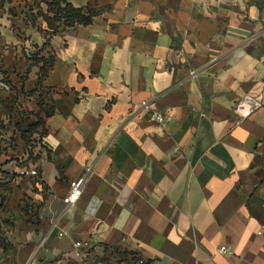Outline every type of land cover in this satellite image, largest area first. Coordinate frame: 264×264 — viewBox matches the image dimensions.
I'll return each mask as SVG.
<instances>
[{
  "label": "crops",
  "instance_id": "crops-1",
  "mask_svg": "<svg viewBox=\"0 0 264 264\" xmlns=\"http://www.w3.org/2000/svg\"><path fill=\"white\" fill-rule=\"evenodd\" d=\"M64 1L96 15L49 36L26 0H0L1 65L19 86L0 82V114L14 95L33 117L41 88L51 111L40 148L20 118L0 126V264H76L87 238L98 255L264 264V0ZM47 41L39 84L24 52Z\"/></svg>",
  "mask_w": 264,
  "mask_h": 264
},
{
  "label": "built area",
  "instance_id": "built-area-1",
  "mask_svg": "<svg viewBox=\"0 0 264 264\" xmlns=\"http://www.w3.org/2000/svg\"><path fill=\"white\" fill-rule=\"evenodd\" d=\"M192 74H195L192 71ZM143 107L148 111L150 119L155 123L161 125L165 120V115L154 109L149 102H144ZM41 133H34L30 137L29 145L40 148L41 147ZM92 171V166H87L83 176L78 179L71 180L69 189L65 198L64 211L72 210L81 197L88 174ZM31 175L39 177L38 168H33L30 171ZM62 235V233H59ZM220 252L225 253L227 248L222 246L219 248ZM129 252L128 256H121V254ZM131 250L126 247L109 246L107 250L101 255L96 254L91 245V238L84 240H76L73 242L71 256L74 258L76 264H164L163 261L156 257L148 258L142 254L136 253L133 258L129 255ZM127 257V258H126Z\"/></svg>",
  "mask_w": 264,
  "mask_h": 264
},
{
  "label": "trees",
  "instance_id": "trees-1",
  "mask_svg": "<svg viewBox=\"0 0 264 264\" xmlns=\"http://www.w3.org/2000/svg\"><path fill=\"white\" fill-rule=\"evenodd\" d=\"M28 7V11L25 14V21L31 22L33 24H36L39 19H42L46 25H47V31L49 36H51L53 33H56L60 26L65 27H72L76 26L78 24H90L93 20V17L96 15V11L94 9H91L89 7L87 8H75L71 4L67 3L64 0H34L33 3L27 2L26 3ZM43 5L46 6V8H43ZM48 45V41L43 46V49L40 51L35 52V54L32 55L31 60L33 61V64L38 65L39 67V74H38V82L39 84L43 80V78L47 75L49 72V69L53 65V56L49 54L48 56H41L38 57V53L40 54L42 50H44ZM41 92L43 93V88H41ZM35 90L30 91V93L27 92L28 95H32ZM40 90V89H39ZM38 91V90H37ZM39 93L37 96V99L39 101L40 105H43V94ZM45 109V108H44ZM42 110V109H41ZM51 111L49 108H46V116L50 115ZM41 134L43 133V122L41 121ZM39 124H31L29 123V128H35L38 127ZM25 132L23 131V139L28 144L30 141L29 137H25ZM31 137V135H30ZM26 138V139H25ZM108 248V247H107ZM106 248V250H107ZM129 252H125L121 254V256H128ZM136 252H130L129 255H131L133 258L135 256ZM127 258V257H126Z\"/></svg>",
  "mask_w": 264,
  "mask_h": 264
},
{
  "label": "rangeland",
  "instance_id": "rangeland-1",
  "mask_svg": "<svg viewBox=\"0 0 264 264\" xmlns=\"http://www.w3.org/2000/svg\"><path fill=\"white\" fill-rule=\"evenodd\" d=\"M27 2H31L32 1V3H33V1L34 0H26ZM43 8L45 9L46 8V6L45 5H43ZM23 34V33H22ZM22 34H21V36L20 37H22ZM3 54V51H2V49H1V47H0V82L1 81H4V84H6V86L7 87H9V89L11 90V92H15V93H18V90H16V87H19L18 85H17V83L16 82H14L12 79H10L9 78V76L7 75L8 74V72H4V70H3V66L1 65V61H2V54ZM24 54H25V58L28 60V61H31V62H33L32 60H31V57H32V55L33 54H35V51H29V48L27 49V51H25L24 52ZM38 57H41V56H43V55H41V54H39L38 53ZM0 86H1V84H0ZM25 97L26 96H29L28 94H25L24 95ZM11 97V99L10 98H8L7 100H6V102H7V108H6V111H4V114H5V116H1V114H0V126L2 125L3 126V124H2V121L4 120L5 122H9V120H13V119H18V118H20L21 120L19 121V123H18V126H16V129H18V131L23 135V131L25 132V137H29L30 138V135H33L35 132L36 133H41V124H39V123H41V121L43 122V119H44V117H45V114H46V108L44 109V105H40L39 104V109H38V112H37V114H35L33 117L31 116V113L30 112H28V111H26L24 108H23V106H22V108L20 109L19 107H15V105L14 106H10L9 105V103H11L13 100H14V95H12V96H10ZM5 101V100H4ZM0 103H2V101L0 100ZM3 105H5V104H3ZM42 109V110H41ZM2 118V119H1ZM30 119H31V121H30ZM21 123H23L24 124V126H22V125H20ZM28 123V124H27ZM29 123H31V124H39V126L38 127H35L34 129L32 128H29ZM13 124V123H12ZM15 125V124H14ZM13 126V125H12ZM4 127V126H3ZM26 139V138H25Z\"/></svg>",
  "mask_w": 264,
  "mask_h": 264
}]
</instances>
